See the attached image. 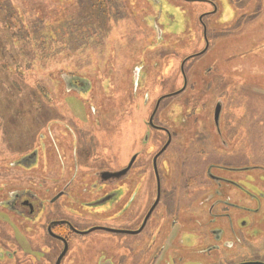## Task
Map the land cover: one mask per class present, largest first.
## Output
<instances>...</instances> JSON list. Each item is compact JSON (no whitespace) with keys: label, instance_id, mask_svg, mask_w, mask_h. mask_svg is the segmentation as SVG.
Instances as JSON below:
<instances>
[{"label":"rangeland","instance_id":"obj_1","mask_svg":"<svg viewBox=\"0 0 264 264\" xmlns=\"http://www.w3.org/2000/svg\"><path fill=\"white\" fill-rule=\"evenodd\" d=\"M168 137L156 168L182 202L161 201L138 234L104 229L139 227ZM212 163L244 166L246 182L264 166V0H0V200L20 189L34 203L30 218L0 204L18 264H54L55 220L103 227L70 234L61 264H140Z\"/></svg>","mask_w":264,"mask_h":264},{"label":"flooded vegetation","instance_id":"obj_2","mask_svg":"<svg viewBox=\"0 0 264 264\" xmlns=\"http://www.w3.org/2000/svg\"><path fill=\"white\" fill-rule=\"evenodd\" d=\"M215 125L214 123V127ZM215 137L218 141L221 133H216ZM159 156L156 158V163ZM135 158L136 156H133L123 169L103 172V178L117 181L127 176ZM153 158L155 196L146 209L139 227L134 230L104 229L115 233L138 234L145 228L148 219L161 201L164 199L168 201V209L175 206L176 203L182 202L179 197L177 200V194L175 195L174 192L164 191V189L162 192L159 172V196L157 198L158 184ZM129 164L130 166H128ZM254 167L261 173L258 174L260 178L256 182L245 181L244 166L212 163L201 172V175L193 174L190 177L189 187L185 189L188 190L189 195L186 202L189 204L187 208L189 213L177 215L163 237L159 235L158 226L156 230L152 231V235L148 237L146 244L142 247L143 262L140 264H264V166ZM228 174H233L234 179ZM162 195H164L163 199ZM1 196L0 204L6 210L14 212L18 216L20 215L18 213H22L27 218L31 217L29 215L34 209L32 193L20 189L4 190ZM111 197H113V193ZM156 200L157 203L142 227L147 213ZM49 224L51 233L61 238L59 241L62 244V249V239L66 241L68 250L70 234H83L79 232H84L78 231L67 221L55 220L50 221L46 228L51 237L52 234L48 230ZM56 227H59L60 233ZM140 227L142 229L137 233L128 232L136 231ZM5 231L6 229L0 226V264H18L17 253L10 250L16 246L14 236L10 233L11 235H8L6 240ZM61 260L59 264H61Z\"/></svg>","mask_w":264,"mask_h":264},{"label":"water","instance_id":"obj_3","mask_svg":"<svg viewBox=\"0 0 264 264\" xmlns=\"http://www.w3.org/2000/svg\"><path fill=\"white\" fill-rule=\"evenodd\" d=\"M203 35H204V39H205L206 44H205V47L202 50V52H204L206 50L207 46H208L207 39H206V36H205V28L203 30ZM202 52H200V53H202ZM181 72H182V75H183L184 83H183V86L181 87V89L178 90L175 93L181 92L185 88V86H186V77L184 75V71H183V68H182V64H181ZM159 101H160V99L157 101V103L155 105V108H154V110H153V112H152V114H151V116L149 118V124L150 125H153V123H152V117H153V115H154V113H155V111L157 109V106H158ZM219 112H220V103H217L216 106H215V109H214V123L216 125H218ZM157 128H159V127H157ZM169 139L170 138L168 137V140L166 141V143L161 147V149L155 154V156L153 158V167H154V170H155L156 181H157V184H158V186H157V191H158L157 198L159 196V176H158V172H157V168H156V158H157V156H159L165 150V148L167 147V145L169 143ZM130 164H131V162H130ZM130 164L128 166H130ZM156 203H157V200L155 201V203L153 204V206L150 208L149 212L147 213V215H146V217H145V219L143 221L142 227L145 224V222H146V220H147L150 212L152 211V209L154 208V206H155ZM53 223H55V222H53ZM142 227H140L136 231H128V232H130V233H137V232H139L142 229ZM98 228H102V227H93V228H91V229H89L87 231L79 232V233H87V232H89L91 230L98 229ZM48 230H49L50 234H52L51 231H50V224L48 225ZM52 236L57 237L58 239L61 240L60 237H58V236H56L54 234H52ZM62 241H63V249H62L61 253L59 254V256L57 257L55 264H59L60 263V260H61L62 256L65 254V252L67 250V243H66V241L64 239H62Z\"/></svg>","mask_w":264,"mask_h":264},{"label":"trees","instance_id":"obj_4","mask_svg":"<svg viewBox=\"0 0 264 264\" xmlns=\"http://www.w3.org/2000/svg\"><path fill=\"white\" fill-rule=\"evenodd\" d=\"M99 3L101 4V6L102 7H104V9H105V4L103 3V2H101V1H99ZM59 227H56V230L58 231V233H60L61 231H59V229H58Z\"/></svg>","mask_w":264,"mask_h":264}]
</instances>
